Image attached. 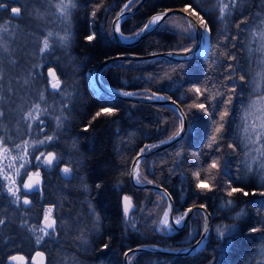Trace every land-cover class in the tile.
I'll list each match as a JSON object with an SVG mask.
<instances>
[{"label": "trees", "instance_id": "1", "mask_svg": "<svg viewBox=\"0 0 264 264\" xmlns=\"http://www.w3.org/2000/svg\"><path fill=\"white\" fill-rule=\"evenodd\" d=\"M127 1L73 0L76 7L70 9L68 17L69 41L59 44L60 28L53 29L50 48L43 54L35 50L34 61L42 67L34 68L35 63H31L16 70L4 69L2 64L11 63L10 51L0 52V67L4 70L0 96L5 100L0 105L4 112L0 118V145L9 149L10 160L4 161L5 167L9 169L11 161L20 173L8 176L0 169V219L5 221L0 225V264H10L9 257L15 253L30 256L37 251L45 253L44 264L58 263L52 257L57 252L62 264H123L124 253L134 246L148 243L181 248L201 234L204 215L200 210L193 212L181 230H160L166 198L131 181L136 155L178 132L180 116L172 108L155 103L105 93L98 96L88 83L87 73L113 55L185 50L196 42L187 19L173 14L138 43H118L112 22ZM138 2L131 0L129 7ZM225 4L228 9L221 18L219 9ZM0 5L3 44L15 38L20 44L17 35L21 30L36 34L37 28L24 22L28 13L24 0H0ZM173 6L186 7L203 17L211 31L207 54L188 60H117L104 68L102 78L113 87L140 95L158 92L182 105L188 117L185 135L145 158L138 180L166 187L175 202V217H182L193 204L206 205L212 213V224L205 247L194 254L142 251L132 257L130 264H264V195L260 194L264 192V0H235V4L233 0H144L125 18L122 32L136 36L151 16ZM13 7L21 9L18 15L11 12ZM41 29L45 32L50 28ZM92 34L95 39L87 40ZM59 50L64 53L59 55ZM17 61L22 63L18 58L13 64L18 65ZM50 66L57 70L58 89L49 86L46 69ZM27 77L37 84L43 99L27 93ZM9 84L11 93L7 91ZM196 87L202 94L194 91ZM229 97L231 103L226 104ZM200 103L206 111L195 107ZM37 104L39 113L35 110ZM105 107L116 111L112 115L102 113L93 120ZM225 110L228 115L221 121L220 114ZM29 111L44 120L43 131L37 121L25 119ZM219 123L224 129L213 143ZM246 125L250 126L249 133L244 131ZM248 135L256 142L249 143ZM46 136L53 140L33 148L35 141ZM25 141L27 157L21 161L18 157L24 153ZM49 150L55 151L59 162L45 167L43 158L38 163L35 157ZM213 161H217V168H210ZM21 163L26 167L21 168ZM65 167L71 169L68 176L62 173ZM35 170H39L42 184L37 191L25 190V177ZM197 172L199 178L194 175ZM198 181L209 188L197 189ZM8 187L19 189L18 202L7 193ZM231 187H242L249 195L237 192L229 196ZM125 196L131 205L127 217L123 212ZM24 197L30 204H23ZM50 207L55 231L49 229V235L37 245L36 234L43 235L38 231L40 218ZM254 227L259 231L251 232ZM26 241H30L31 250L20 244Z\"/></svg>", "mask_w": 264, "mask_h": 264}, {"label": "water", "instance_id": "2", "mask_svg": "<svg viewBox=\"0 0 264 264\" xmlns=\"http://www.w3.org/2000/svg\"><path fill=\"white\" fill-rule=\"evenodd\" d=\"M131 0H128L122 7L121 9L117 12L115 15L113 22H112V29L115 34L116 41L120 44L126 45V46H132L139 41H141L143 38H145L148 34L153 32L156 28H158L162 22L165 20L166 17L173 15V14H180L184 16L189 24L192 26L194 30V35L196 37V42L194 45L190 48H188L190 51L185 52L184 50H168V51H160V52H152V53H147V54H135V53H122V54H116L111 57L106 58L102 62L99 63L97 68L94 70L93 75L88 76V83L94 93L96 95H101L103 93L116 97V98H121V99H126V100H134V101H139V102H146V103H155L163 106H167L172 108L181 118V128L178 131L180 135L175 136L174 139H164L162 141H159L156 144H153L147 148L146 151L141 153V151L136 155L135 159L133 160L132 166H131V181L134 186L140 187V188H150L153 190L158 191L161 193L167 200V208L166 211L169 213L167 219L169 220V223H171L174 227V230H181L182 228L185 227V225L188 223L190 220L193 212L195 210H200L202 211L204 215V222H203V228L201 231L200 236L197 238L196 241L193 243L186 245L181 248H169V247H164L158 244H140L137 246H134L129 251L128 249L126 252L128 253L127 256L123 257V264H130V261L132 257L142 251H149V252H157V253H162V254H171V255H189V254H194L200 250H202L205 247L207 237L211 228L212 224V213L210 209L204 205V204H193L190 206L188 209L185 210L183 217V220L179 225L175 224V220H177L174 216V208H175V202L173 199L172 194L170 191L157 183L151 182V181H145V182H140L137 179V176L140 171V165L142 161L150 156L151 154L160 151L176 142H178L186 133L187 127H188V117L186 112L184 111L182 105L175 99L168 97L166 95H163L158 92H152L149 95H140L137 93V91L133 90H123L121 88H116L113 87L109 84H107L103 78H102V72L104 68L109 64L117 60H122V59H135V60H149V59H157V58H167L171 60H188L191 58H194L196 56H205L210 48L211 44V31L210 28L208 27V32L210 36V42L208 46L206 47L205 50H202V32H203V27L200 24V20L196 17L194 12L190 9L187 11L185 10L186 7L183 6H173L166 8L163 11H160L153 16H151L146 24H148L154 16L160 15V14H165L164 18L159 21L156 25L153 27L145 30L144 32H139L136 36H128L122 32L121 25L125 18L137 11L144 0H139L137 4H135L132 7H129L128 9H125L126 5H130ZM115 27H119L120 33H117L114 29ZM122 33V34H121ZM93 83L95 84L96 88L94 87ZM48 152H54L53 150H49L44 153V155H47ZM57 155V154H56ZM33 182H40L41 178H33ZM203 206V207H201ZM190 210V211H189ZM50 219H52L50 217ZM44 224V220H43ZM171 233V231H169ZM42 253V255H37V253ZM11 256H16L17 259L15 261L9 259L10 264H27L28 263V257L23 254V253H15ZM10 256V257H11ZM32 262L36 264H44L45 263V253L43 251H37L33 256H32Z\"/></svg>", "mask_w": 264, "mask_h": 264}, {"label": "snow or ice", "instance_id": "3", "mask_svg": "<svg viewBox=\"0 0 264 264\" xmlns=\"http://www.w3.org/2000/svg\"><path fill=\"white\" fill-rule=\"evenodd\" d=\"M233 3L235 4V0H233ZM0 6H2V5H0ZM57 7L60 9V13H61V16L63 17V19L67 20L69 15H70V9L76 7V5L73 2V0H68L67 3H63V0H62V3L60 5H58ZM128 8H129V5H126L125 9H128ZM227 9H228V5L227 4H225L223 7H221L219 9L221 18H223V16L225 15V12L227 11ZM185 10L187 11L188 9L186 8ZM20 11H21V9L19 7H13L11 9V12L13 14H16V15H18L20 13ZM194 14L199 17L200 24L204 28L205 33H207L208 32V27H207V24L204 21L203 17H200L199 13H195L194 12ZM165 15H166V13L154 16L152 18V20L148 24L144 25V27L141 29V32H144L145 30H147V29L153 27L154 25H156L159 21H161L164 18ZM114 30L117 33H120L119 27H115ZM2 31L6 33L8 30H7V28H4V29H2ZM69 35H70V33H68L67 30H65V35L60 38V43L66 45L67 42H68V39H69ZM52 36H53V33H51V32L47 33L46 37L43 40V46L39 49V51L41 53H44L46 50H48L50 48L49 38L52 37ZM86 39L89 40V41H92L93 39H95V34L87 36ZM6 51H7V47L3 44L2 37H0V52H6ZM184 51L187 52V51H190V50L189 49H185ZM12 63H15V62L12 61ZM48 73H49V77H53V78L55 77V72H54V70L52 68L48 69ZM3 76H4V70H3L2 67H0V92L4 91V89H3ZM240 80H244V77L241 76ZM27 82H28L27 80L24 81V83H27ZM59 86H60L59 85V80H58V78H56V82L55 83H51V88L52 89H58ZM7 91L9 93L12 92V88H11L10 84H9V87H8ZM194 91L196 93H198V94H202L201 93V89L199 87L194 88ZM232 91L234 92L235 89H233ZM40 98L43 99V95H41ZM231 100H232V98L229 97L228 100L225 103L226 104H230ZM3 103H5V100H4V98L2 96H0V105H2ZM195 107H197L199 109H204L206 111L205 105L203 103L197 104V105H195ZM35 110H36L37 113L40 112L39 104L35 105ZM115 111H116V109L113 108V107L102 108V109H100V111L96 112L95 116H93L92 119L95 120L96 117H99L102 113L105 114V115H112V114L115 113ZM3 115H4V112L0 111V118H2ZM227 115H228L227 110L221 112V114H220L221 121H223L224 117H226ZM25 119H29V120H32V121H37L38 122V126L41 128V131H43L44 122L42 120H39V116L38 115L37 116H33L32 112L29 111L27 113V116L25 117ZM29 128H31V125H29ZM261 128H262V130H264V125H262ZM223 129H224V124L223 123H219V125L215 128V133L212 136V142L213 143H215L216 140H217V135L216 134L221 133ZM244 131H245V133H249L250 132V126L246 125ZM251 131H255V126H251ZM178 135H180V133L176 132L169 139H174L175 136H178ZM246 138L248 139L249 143H255L256 141H258L260 139V133L259 132L256 133V141H254L252 139L251 135H248ZM52 140H53L52 136H46V138L44 140L35 141L32 146H33V148H36L39 145L48 144ZM2 142H3L2 139H0V143H2ZM24 144H25L24 153H23V155L18 157V159H20L21 161H25V158L27 157V144H28V142L25 141ZM228 147L229 148H233V145L229 144ZM16 148H20V145H16ZM146 150H147V148L141 149V153H143ZM0 151L8 152L9 149L4 147V148L0 149ZM41 157H43V161L42 162H43V165L45 167H51L54 162H57V163L59 162V157H57L56 153H54V152H48L47 155H44V153H41L39 156L35 157V160L38 163H40L41 162ZM218 166L219 165H218L217 161H213L212 164L210 165V168H217ZM20 167L21 168H25L26 167V163H21ZM261 169L264 170V164L261 165ZM248 170L252 171L251 167H249ZM62 173L65 176H68L71 173V169L65 167V168L62 169ZM19 174H20L19 170H17V175H19ZM194 175H196L197 178H199L200 173L197 172ZM33 176H39V173L37 172V173H32V174L28 175V180L23 183V188L25 190H32V191H37L38 190L39 182H33V180H32ZM5 179L9 180L11 184H13V185L15 184V181L12 180L10 177L5 176ZM137 179H139L138 176H137ZM196 187H197V189H208L209 188V186L207 184H205L203 181H198V183L196 184ZM18 191H19L18 188L15 189V190H14V187H8L7 188V193L10 194L13 197H16V202L19 201V196L17 195ZM237 192L243 193L245 196L249 195V193L245 192L244 188H242V187H240V188L231 187L230 191L228 192V195L231 196L233 193H237ZM260 194L264 195V192H261ZM123 199H124L123 212H124L125 217H127L128 213H129V209L131 207V205L129 203L130 198L125 196ZM23 204L24 205H28V204H30V201L27 198H25L23 200ZM201 207H203V206H201ZM52 211H53V209L50 207V208L46 209L45 212H44V217H43L44 226L39 229V231L42 232L44 235L40 236V237H38L36 239L35 243H37V244L41 243V241L44 239V236H48L49 235V232H48L49 229H52L53 232L55 231L56 221L54 219H50V217L52 215ZM168 215H169V213L167 211L164 212V219H162L159 222V227H160V230H162V231H170V230H172V224H170L169 220L167 219ZM182 220H183V217H180L179 219L175 220V224L179 225ZM4 223H5V221L0 219V225H3ZM131 226L135 227V225H131ZM250 231L251 232H257V231H259V229L254 227V228H251ZM104 247L107 248L108 245L105 244ZM129 251H131V249ZM37 255H42V253L38 252ZM127 255H128V253L126 252L125 256H127ZM9 259L15 261L17 259V257L16 256H11V257H9Z\"/></svg>", "mask_w": 264, "mask_h": 264}, {"label": "rangeland", "instance_id": "4", "mask_svg": "<svg viewBox=\"0 0 264 264\" xmlns=\"http://www.w3.org/2000/svg\"><path fill=\"white\" fill-rule=\"evenodd\" d=\"M52 1H53V3L49 2V0H24V4L28 8V13H27L26 17L24 18L25 19L24 22H30L29 23L30 25H34V27L37 28V30H34V32L36 34L29 32L31 34L30 35L27 33V31L24 32L22 30L21 31L18 30L19 34L17 36H20L19 37L20 44L17 43L16 38L12 39L10 41H7V42L4 41V45L7 47V50L10 51L9 55L11 56V60H10L11 63L9 62V63L2 64V67L4 69L9 67L10 69L16 70L17 68L18 69L22 68L24 65L29 66L31 63H35L34 68L35 67H42L41 66L42 64H37V62L34 61V59H35L34 56H35L36 48H37V51H39V49L43 46V40L46 37L47 33L52 32L53 29H57V28L58 29L60 28V32H61V33H59V31H58L57 33L62 34V36L59 35V37H63L65 35V30H67V32L69 33V27H70L69 21H68V19L67 20L63 19V17L61 16V13H60V9L57 7L58 5H60L62 3V0H52ZM63 3H66V0H63ZM51 14L53 15V18L50 17ZM57 16L59 18H57ZM57 19L59 21H61L62 24L58 23ZM64 24L66 25L65 27H64ZM43 26L50 28V29H48L49 31L44 32L41 29ZM1 34H3V33L1 32ZM58 41H59V44H62V43H60V38H59V40H57V42ZM68 41H69V39H68ZM52 43H53V41H51L49 39V44L51 45ZM63 53H64L63 51L59 50V55H62ZM41 54H43V53H41ZM18 58H20L22 60V63L17 61L16 63H18V65H14L12 63V61L15 62L16 59H18ZM90 73L93 75L94 71L93 72L90 71ZM91 74H89V75L91 76ZM87 75H88V73H87ZM25 79L28 80V82L26 83L27 84L26 88L28 89L27 93H29L30 96L41 97L39 94L40 90L36 86L37 84L33 83L34 80H31L30 77H27ZM31 83L33 85H29ZM49 85H50V83H49ZM42 121L44 122V120H42ZM2 148H4V146L0 145V149H2ZM44 152H42V153H44ZM6 160H10L9 153L0 151V169L6 170V172H4V174H7L8 176H14L15 172H17V170H19V168L14 170V165L12 164L11 161H9V165H8L9 169L6 168L5 164H4V161H6ZM37 172L39 173V176H40L39 170L30 171L28 173V175L32 174V173H37ZM28 175H26L24 182L28 180ZM17 176H19V175H17ZM39 176H33L32 179L38 178ZM25 198H27V197H24L23 200ZM46 209H48V208H46ZM43 217H44V213H43V215L39 221V224L41 225L40 228H42L44 226L43 225ZM51 218L55 220L54 215H53V211H52ZM175 218L179 219L180 217H175ZM34 229L35 228L33 227V230ZM39 229H38V231H39ZM173 229H174V227L172 225V230ZM43 235L42 234H40V235L36 234L35 241L38 237L43 236ZM20 244L23 245L27 250H31V248H32L30 241H26L24 244H22V243H20ZM37 245H39V244H37ZM31 256L32 255H30L28 257H31ZM52 257L55 260V262H58L55 264H62V263H60L62 261V256L58 252L55 253L54 255H52Z\"/></svg>", "mask_w": 264, "mask_h": 264}, {"label": "flooded vegetation", "instance_id": "5", "mask_svg": "<svg viewBox=\"0 0 264 264\" xmlns=\"http://www.w3.org/2000/svg\"><path fill=\"white\" fill-rule=\"evenodd\" d=\"M49 68H52L53 70H54V72H55V77L53 78V77H49V73H48V69ZM46 74L48 75V83H50V85L49 86H51V83H55L56 82V77L58 76V74H57V70H56V68L55 67H52V66H50V67H48L47 69H46ZM59 80V79H58ZM60 82V81H59ZM40 178H42V176L40 175L39 176ZM42 184V179H41V181L39 182V186H38V188L40 187V185ZM29 191H32V190H29ZM29 200V199H28ZM34 255V254H33ZM27 264H36V263H34V262H32V257H30L29 259H28V263Z\"/></svg>", "mask_w": 264, "mask_h": 264}, {"label": "bare ground", "instance_id": "6", "mask_svg": "<svg viewBox=\"0 0 264 264\" xmlns=\"http://www.w3.org/2000/svg\"><path fill=\"white\" fill-rule=\"evenodd\" d=\"M209 42H210L209 32L205 33V30L203 29V32H202V50L206 49V47L208 46ZM93 85L96 88L94 83H93Z\"/></svg>", "mask_w": 264, "mask_h": 264}]
</instances>
